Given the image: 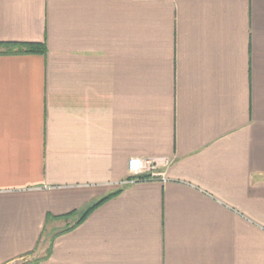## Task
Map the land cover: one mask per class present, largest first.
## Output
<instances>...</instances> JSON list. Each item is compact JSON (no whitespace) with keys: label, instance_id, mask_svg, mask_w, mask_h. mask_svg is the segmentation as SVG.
<instances>
[{"label":"crops","instance_id":"crops-1","mask_svg":"<svg viewBox=\"0 0 264 264\" xmlns=\"http://www.w3.org/2000/svg\"><path fill=\"white\" fill-rule=\"evenodd\" d=\"M0 42L44 49L0 48V264H264V0H0Z\"/></svg>","mask_w":264,"mask_h":264},{"label":"built area","instance_id":"built-area-1","mask_svg":"<svg viewBox=\"0 0 264 264\" xmlns=\"http://www.w3.org/2000/svg\"><path fill=\"white\" fill-rule=\"evenodd\" d=\"M168 164L169 160L167 158L132 157L127 162V169L131 177L124 183H134L137 181L153 179L164 180V174L162 172H157L156 169L159 166H166ZM147 172L149 174L144 175V173Z\"/></svg>","mask_w":264,"mask_h":264},{"label":"trees","instance_id":"trees-1","mask_svg":"<svg viewBox=\"0 0 264 264\" xmlns=\"http://www.w3.org/2000/svg\"><path fill=\"white\" fill-rule=\"evenodd\" d=\"M0 48H3L4 50H6V52H43V45L39 44V43H25V42H0ZM147 177V176H144ZM118 191L105 196L104 198H101L100 200H98L97 202L93 203L92 205H90L86 210H84L78 217L77 221L75 222V224H77L78 222H80L94 207H96L97 205H99L102 201L106 200L108 197L115 195ZM72 214H67L64 217H69ZM74 224V225H75ZM73 226H71L70 228H72ZM49 254V252L47 253Z\"/></svg>","mask_w":264,"mask_h":264},{"label":"rangeland","instance_id":"rangeland-1","mask_svg":"<svg viewBox=\"0 0 264 264\" xmlns=\"http://www.w3.org/2000/svg\"><path fill=\"white\" fill-rule=\"evenodd\" d=\"M3 49V48H2Z\"/></svg>","mask_w":264,"mask_h":264}]
</instances>
